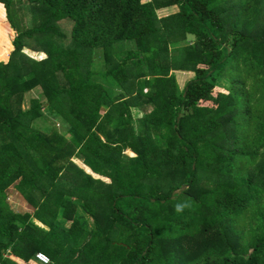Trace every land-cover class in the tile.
I'll list each match as a JSON object with an SVG mask.
<instances>
[{
	"label": "trees",
	"instance_id": "trees-1",
	"mask_svg": "<svg viewBox=\"0 0 264 264\" xmlns=\"http://www.w3.org/2000/svg\"><path fill=\"white\" fill-rule=\"evenodd\" d=\"M0 4V264H264V0Z\"/></svg>",
	"mask_w": 264,
	"mask_h": 264
},
{
	"label": "rangeland",
	"instance_id": "rangeland-1",
	"mask_svg": "<svg viewBox=\"0 0 264 264\" xmlns=\"http://www.w3.org/2000/svg\"><path fill=\"white\" fill-rule=\"evenodd\" d=\"M154 0H141V3H150ZM158 1V0H156ZM169 9V8H168ZM158 10L157 11V16L162 19L168 16L173 15L174 12H176L177 10ZM23 24L24 26H29L30 24V18L29 15L27 14V12H24V17H23ZM70 25H65V29H66V33L70 32ZM16 36V33L10 28V25L8 23V21L6 20L5 17V10L2 7V5L0 4V62H7L10 56V53L13 50V44L12 41L14 39V37ZM129 48H133V47H129ZM27 54H29L27 52ZM31 56L33 58H41L43 55H39V54H31ZM121 57H123L122 53H121ZM175 77H176V81L179 85V87L181 89H183L184 85L187 83V81H189L190 79H192L193 74L191 73H183V72H175L174 73ZM103 80V79H102ZM109 80H112L109 78ZM32 95V93H28L25 96V106H27V104L29 103V99L30 96ZM49 127H54L57 130H59L60 132H65V128L63 126V124L60 121H53V122H44L41 119L36 120L33 123V127L37 128L38 130L41 131H46ZM127 157H131V155L126 152ZM96 179V177H94ZM102 180L103 183L108 184L109 181L108 180H104V179H100ZM95 186V185H94ZM7 196H8V203L11 206V208H13L14 211L17 212H26V213H32V207L29 205V203H27L25 200H23L18 193L14 192L13 189L9 188L7 190Z\"/></svg>",
	"mask_w": 264,
	"mask_h": 264
},
{
	"label": "built area",
	"instance_id": "built-area-1",
	"mask_svg": "<svg viewBox=\"0 0 264 264\" xmlns=\"http://www.w3.org/2000/svg\"><path fill=\"white\" fill-rule=\"evenodd\" d=\"M34 258L38 264H48V259L40 253L35 254Z\"/></svg>",
	"mask_w": 264,
	"mask_h": 264
},
{
	"label": "crops",
	"instance_id": "crops-1",
	"mask_svg": "<svg viewBox=\"0 0 264 264\" xmlns=\"http://www.w3.org/2000/svg\"><path fill=\"white\" fill-rule=\"evenodd\" d=\"M143 4H144V2H142ZM147 3V2H146ZM169 8V9H168ZM168 8H165V9H168V10H177L176 12H174L173 14H176L177 12H178V8L176 7V6H173V7H168ZM165 9H163V10H165ZM162 10V9H161ZM160 10V11H161Z\"/></svg>",
	"mask_w": 264,
	"mask_h": 264
}]
</instances>
